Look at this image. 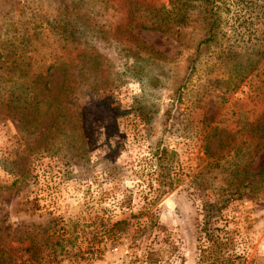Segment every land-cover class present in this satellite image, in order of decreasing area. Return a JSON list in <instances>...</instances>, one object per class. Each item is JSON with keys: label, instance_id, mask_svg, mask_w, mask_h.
Wrapping results in <instances>:
<instances>
[{"label": "rangeland", "instance_id": "374dc122", "mask_svg": "<svg viewBox=\"0 0 264 264\" xmlns=\"http://www.w3.org/2000/svg\"><path fill=\"white\" fill-rule=\"evenodd\" d=\"M66 1L0 0V54L42 25L27 69L45 74L55 52L66 59L53 29ZM137 1L169 0L77 5V45L67 46L82 51L84 71L92 66L85 53L97 52L99 92L93 103L87 83L76 89L75 111L69 106L55 131L44 134L49 119L38 129L20 120L0 59V264H198L214 235L227 239L233 264H264V175H256L264 149L252 160L247 152L256 135L249 124L262 112L264 0H223L224 34L182 88L203 26L194 21L180 37L135 29L126 7ZM157 147L176 154L170 170L180 182L150 206ZM249 163L242 180L251 187L238 190L237 170Z\"/></svg>", "mask_w": 264, "mask_h": 264}, {"label": "trees", "instance_id": "16d2710c", "mask_svg": "<svg viewBox=\"0 0 264 264\" xmlns=\"http://www.w3.org/2000/svg\"><path fill=\"white\" fill-rule=\"evenodd\" d=\"M81 0H73L71 3L66 1L59 7V19H55L53 29L60 35L61 40L66 44L63 50L59 47L60 51H65L67 55L63 61H60L61 54H52L53 63L48 66L46 73L29 71L30 67L28 63L26 65V59L32 58L29 56L32 52H38L42 45L36 47L33 45V41L42 33L36 32L37 28H42V25H36L34 28L26 29V33L22 36V42L20 46H11L6 54H0L1 64H4V72L6 73V82L11 86L8 87L12 90L8 96L11 98L9 101L13 103V108L16 112H19L20 120L34 125V129H38L41 125H44L45 119L49 121L44 125L43 132L51 130L55 131V125L58 129L64 126V121L69 115L68 111H75V104L73 103L74 97L77 93L74 91L80 86L87 83L90 86V102L95 103L97 100L94 98V92H99V70L96 67L97 60L99 58L96 51L92 50L91 53L85 55L88 57L89 62H92V66L83 70V62L86 60L82 55V51L75 52L74 48L77 45V32L76 25L81 20L78 16H75L71 20V16L77 12ZM104 1V0H102ZM108 1V0H107ZM106 2V1H105ZM223 0H169L168 6L149 7L143 2H135L133 6L129 7V3L126 7V15H128V22L130 27L142 29V30H158L160 32H170L180 37L182 30L191 27V23L197 21L203 27L205 31L204 38L195 43V53L187 60L186 73L184 75L181 88L185 86L190 76L194 73L197 63L200 60V56L204 50L211 47L215 43L219 36H222L221 26V3ZM200 9L197 13L196 19H193L189 15V9L196 7ZM78 19V20H77ZM79 26V25H78ZM128 26V27H129ZM193 29V28H192ZM194 30V29H193ZM32 31V33H30ZM115 31V30H114ZM181 32V33H180ZM180 33V34H179ZM67 44L71 47H68ZM68 61V62H67ZM51 71V72H50ZM31 80H30V79ZM53 78L60 81L59 86L53 87ZM23 79L25 84L33 85V90L29 86L23 85ZM29 79V81H27ZM264 88V79H262V86ZM262 90V89H261ZM46 94H45V92ZM256 93V92H255ZM264 89L256 93V100L262 108V112L257 119L253 120L249 125L256 127L255 144L253 150H248V158L252 160L256 156L259 150L264 149ZM97 97V95H96ZM26 104L28 102V108L21 107L18 109L16 106L20 103ZM72 114V113H71ZM32 115V116H30ZM43 119V120H42ZM44 122V123H43ZM27 124V123H26ZM208 124L206 123V126ZM218 126V123H215ZM252 137H248L250 139ZM208 137H205V142L208 144ZM247 144V141H245ZM240 148L236 147L234 152L238 155ZM151 171L147 173V184L149 192L151 194V200L149 205L155 204L162 197L172 192L180 182L178 175L172 174L170 170V164L175 160L176 154L164 147H157L152 153ZM250 160V162H251ZM250 163L247 166L237 170L236 187L249 188V183L244 184L242 177L247 175ZM264 175L263 167L258 171L256 175ZM142 183V181H141ZM209 247L204 251L198 264H233V259L224 254L226 249V241H223L217 235H214L208 239ZM226 252V251H225ZM1 259V258H0Z\"/></svg>", "mask_w": 264, "mask_h": 264}]
</instances>
